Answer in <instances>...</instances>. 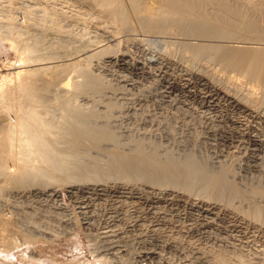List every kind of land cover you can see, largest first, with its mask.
I'll list each match as a JSON object with an SVG mask.
<instances>
[{
    "label": "rangeland",
    "instance_id": "obj_1",
    "mask_svg": "<svg viewBox=\"0 0 264 264\" xmlns=\"http://www.w3.org/2000/svg\"><path fill=\"white\" fill-rule=\"evenodd\" d=\"M111 1H114V4L106 7L95 0H0V94L4 93V97L0 95V123H2L0 131L4 124L14 121L16 117L17 110L14 103L22 96L17 88L19 80L17 71L25 66L49 65L37 71L36 83L43 85L50 80L49 91L45 92L44 96L48 99V104L53 105L54 110L50 106L51 115L47 118L55 123L64 122L58 137L56 128L52 129V134L49 136L52 148L62 157L60 168L56 169L49 163L35 160L31 164L38 166L39 170H31V174L17 181L8 182L0 176V220L7 221L5 226L0 221V264H264V192L260 193L255 189L258 185L256 176L259 175H255L257 173H253L252 170V153L244 141L239 143L234 139L231 141L232 144L220 136H215L216 138L207 136L210 123L211 126L222 125L227 130H234L232 121L245 118L243 121L248 120V124L256 128H254L255 132L258 131V134L264 137V87L252 88L251 83L248 82L251 81L249 78L244 79L236 75L232 69L212 59L214 57L212 48L208 47V44L220 41L235 47L264 48V33L247 32L222 25L223 27L217 26L219 30L223 29V32H219L222 33L219 36L217 32L214 34L207 32L214 27V23L204 22V19L165 13L164 10L150 16H141L136 12L132 1ZM242 1L239 6L246 14L252 17L259 16L248 3L263 7L264 0ZM143 2L156 5L154 0H143ZM202 10L209 18L208 12H212L211 6L206 5ZM262 14L260 16L264 17V12ZM26 45L32 46L29 57L23 49ZM84 47L90 49L86 54ZM120 53L128 55L127 57L132 60L140 61L150 72L137 73L134 70L121 68L120 70L118 66L117 68L110 63L108 64L110 71L105 74L101 66L103 57L105 55L113 57ZM79 57L80 59H76ZM66 60L74 62L75 65L74 67L69 65L68 71L61 74V79V75L58 77V80H61L58 84L57 78L53 81L55 75L52 76L54 71L52 66L57 63H67ZM78 60L81 61V65ZM162 65H166L176 78L185 71H191L194 74L192 80L196 82L200 80L197 76H203L211 84L231 94L240 102L247 105L248 101L255 103V106L250 107L254 108L255 114L260 115L252 118L249 117L250 115H244L237 108L225 106L224 109L221 108L223 110H219L220 114H223L222 123L217 124V120L221 119L217 116L219 112L206 111L208 112L206 114L200 107L198 98L188 97V99L178 90L173 91L172 97L170 95L165 98L158 95L160 77L155 75V72L156 67ZM84 71L95 78L94 85L80 90L78 87L83 81ZM122 74L134 80L133 84L116 79V75ZM66 79L70 84L61 88L60 84ZM194 90L198 92L196 86ZM62 100L70 102L71 106L74 104L73 107L77 106L78 114L90 116L91 121L85 123L80 118H66L64 112L56 108L57 102ZM169 102L172 104L170 105ZM182 118L186 119L183 121ZM162 120L165 122L162 123ZM188 122H191V125ZM97 132L101 134L97 136L98 138L95 137ZM61 138L67 144L59 140ZM103 145L105 148L101 147ZM79 157H82L84 162ZM192 159L194 160L191 161ZM12 160L10 164L14 163ZM188 161L191 163L189 164ZM211 161L214 165H211ZM72 165L76 169L73 167L71 169ZM87 183L90 185L88 186ZM221 186L224 188L221 189ZM95 187L104 188V196L95 201L92 212L81 213L76 207L74 198L80 196L83 190ZM121 189L138 191L141 197L140 203L136 206L123 198L119 204L121 206L115 213L113 202L118 198L113 195ZM157 195L159 198H169L170 204H157V209H160L156 210L158 214H148L146 201L158 197ZM193 202L201 207L205 203L212 204L210 213H203L204 218L201 216L202 220H199L197 217L200 213L191 208ZM109 213L117 217L113 225L116 231L114 235L106 236L102 229L108 222Z\"/></svg>",
    "mask_w": 264,
    "mask_h": 264
},
{
    "label": "bare ground",
    "instance_id": "obj_2",
    "mask_svg": "<svg viewBox=\"0 0 264 264\" xmlns=\"http://www.w3.org/2000/svg\"><path fill=\"white\" fill-rule=\"evenodd\" d=\"M96 2L100 3L102 6H112V4H114L111 0H95ZM133 2L134 4V8L136 10V12L140 13L141 16H150L151 14H156L159 13V11L164 10L166 11L165 13H175V14H179L181 16L184 17H194L196 19H204V22L207 23H214L213 26L211 28V30H208L207 32H212L214 33H218L219 36H221V34L219 33L220 31L223 32L221 30H219V27L217 26H227L229 28H234V29H240V30H244V31H250V32H254V33H264V17L260 16L263 15L262 12H264V6L263 7H259V5L257 4H251L250 2L248 3L249 7L255 11V13H258L259 16H249L248 14H246V12L243 10V8H241V6H239V3L242 0H154V4L152 3H147V2H143V0H130ZM129 1V3H130ZM149 1V0H148ZM8 2V1H7ZM82 2V1H81ZM153 2V1H152ZM243 2V1H242ZM24 3V2H23ZM29 3V2H28ZM26 4V3H25ZM30 4V3H29ZM33 4V3H32ZM37 4V3H36ZM48 4V3H47ZM88 4V3H87ZM71 5V4H70ZM206 5H210L212 12H208L209 13V18L207 17L206 13L202 10V8H204V6ZM17 6V5H15ZM8 7V6H7ZM27 7V6H26ZM65 7V6H64ZM90 7V6H89ZM100 7V6H99ZM116 7V6H115ZM128 7V6H127ZM4 8V7H3ZM29 8V7H28ZM51 8V7H50ZM62 8V7H61ZM82 8V6H81ZM84 8V7H83ZM133 8V11H134ZM80 9V8H79ZM99 9V8H98ZM3 10V9H1ZM60 10V9H59ZM117 10V9H116ZM128 10V9H127ZM46 11V10H45ZM51 11V10H50ZM80 11V10H79ZM4 13V12H3ZM21 13V12H20ZM43 13V12H41ZM79 13V12H78ZM123 13V10H122ZM135 13V12H133ZM46 14V13H45ZM84 14V13H83ZM114 14V13H113ZM139 14V15H140ZM164 14V13H163ZM23 15V14H22ZM33 15V14H32ZM67 15V14H66ZM95 15V14H94ZM168 16V14H166ZM171 15V14H170ZM25 16V15H24ZM49 16V15H48ZM79 16V15H78ZM108 16V15H107ZM132 16V15H131ZM159 16V15H157ZM165 16V15H164ZM4 17V16H3ZM13 17V16H12ZM15 17V16H14ZM121 16H119L120 18ZM139 17V16H138ZM154 17V16H153ZM166 17V16H165ZM177 17V16H176ZM58 18V17H57ZM94 18V17H93ZM102 18V17H101ZM115 18V16L113 17ZM147 18V17H146ZM3 19V18H2ZM48 20V18H46ZM55 19V18H54ZM71 19V18H70ZM75 19V18H74ZM164 19V18H163ZM207 19V20H205ZM14 20V19H13ZM120 20V19H118ZM147 20V19H146ZM210 20V21H208ZM50 21V20H49ZM58 21V20H57ZM60 21V20H59ZM148 21V20H147ZM25 22V21H24ZM23 22V23H24ZM53 22V21H52ZM77 22V21H76ZM150 22V21H149ZM33 23V22H32ZM81 23V22H80ZM83 23V22H82ZM85 23V22H84ZM104 23V22H103ZM145 23V22H144ZM147 23V22H146ZM145 23V24H146ZM13 24V23H12ZM50 24V22H49ZM54 24V22H53ZM131 24V23H130ZM30 25V24H29ZM127 25V24H126ZM149 25V24H148ZM147 25V26H148ZM223 25V26H222ZM60 26V25H59ZM58 26V27H59ZM72 26V25H71ZM125 26V25H124ZM146 26V27H147ZM69 27V26H67ZM126 27V26H125ZM129 27V26H128ZM152 27V26H151ZM157 27V26H156ZM77 28V27H76ZM216 28V29H215ZM56 29V28H55ZM58 29V28H57ZM75 29V28H73ZM111 29V28H110ZM126 29V28H125ZM150 29V28H149ZM54 30V29H53ZM96 30V29H95ZM153 30V28H152ZM32 31V30H31ZM87 31V30H86ZM64 32V31H63ZM84 32V31H83ZM249 32V33H250ZM18 33V32H17ZM81 33V32H80ZM92 33V32H91ZM4 34V33H3ZM16 34V33H14ZM41 34V33H40ZM84 34V33H83ZM82 34V35H83ZM73 35V34H72ZM142 35V34H141ZM212 35V34H210ZM216 35V34H215ZM14 36V35H13ZM48 36V35H47ZM69 36V35H67ZM114 36V35H113ZM58 37V36H57ZM107 37V36H106ZM105 37V38H106ZM130 37V36H129ZM164 37V36H163ZM212 37V36H211ZM216 37V36H215ZM45 38V37H44ZM83 38V37H82ZM112 38V37H111ZM110 38V39H111ZM126 38V37H125ZM155 38V37H154ZM173 38V37H172ZM187 38V37H186ZM37 39V38H36ZM74 39V38H73ZM182 39V38H181ZM218 40V39H217ZM67 41V40H66ZM71 41V40H70ZM77 41V40H76ZM140 41V40H139ZM223 41V40H222ZM38 42V41H37ZM40 42V41H39ZM92 42V41H91ZM137 43V42H136ZM27 44V43H26ZM36 44V43H35ZM98 44V43H97ZM116 44V43H115ZM71 46V45H69ZM92 46V45H91ZM261 46V45H260ZM12 47V46H11ZM22 47V46H21ZM48 47V46H47ZM144 47V46H143ZM208 47H211L212 49V54H213V58L215 59L218 63L223 64L226 68L232 69L236 75H240L242 76V78H249L251 81L248 80L249 84L251 83L250 86H252V88L255 89H262L264 87V48L263 47H235V46H231L228 45L226 43H220V41H217V43H211L208 44ZM67 48V47H66ZM81 48V47H80ZM85 48V47H84ZM83 48V49H84ZM92 48V47H91ZM95 48V47H94ZM93 48V49H94ZM137 48V47H136ZM199 48V47H198ZM24 52L26 54L27 57H29L32 53V46H24L23 47ZM92 49V50H93ZM142 49V48H141ZM147 49V48H146ZM192 49V48H191ZM190 49V50H191ZM90 49H86L85 48V54L86 52H88ZM37 51V49H36ZM61 51V50H60ZM68 51V50H67ZM84 51V50H83ZM95 51V50H94ZM79 52V51H77ZM125 52V51H124ZM49 53V52H48ZM69 53V52H68ZM126 53V52H125ZM181 53V52H180ZM128 54V53H127ZM71 55V54H70ZM195 55V54H194ZM198 55V54H197ZM210 55V54H209ZM84 56V55H83ZM82 56V57H83ZM94 56V55H93ZM96 56V55H95ZM128 55L120 53L119 55L117 54V56H109V55H105L102 59V65L103 66V72L105 74H107L110 69L108 68V64L112 63L114 65H116V67L118 66L119 69H129L130 70H134L137 73L141 72H150L149 69H146V66L141 63L140 61H135L132 60L130 57H127ZM85 57V56H84ZM89 57V56H88ZM209 57V56H208ZM35 58V57H34ZM154 58V57H153ZM73 59V58H72ZM76 59H80L76 58ZM97 59V58H96ZM101 59V58H100ZM83 60V59H82ZM87 60V59H86ZM195 60V59H194ZM207 60V59H206ZM31 61V60H30ZM63 61V60H62ZM67 61V60H66ZM90 61V60H89ZM209 61V60H208ZM23 62V61H22ZM54 62V61H53ZM77 62H80L81 65V61L78 60ZM83 62V61H82ZM96 62V61H95ZM151 62V61H150ZM47 63V62H46ZM84 63V62H83ZM88 63V62H87ZM94 63V62H93ZM171 63V62H170ZM208 63V62H207ZM41 64V63H40ZM44 64V63H43ZM48 64V63H47ZM72 66L74 62H68L67 63H57V65H53V74L52 76L55 75L53 81L55 80V78H57V83L59 84L61 82V80H58V77L63 74H65V71H68V67ZM78 65V64H77ZM98 65V63L96 64ZM149 65V63H148ZM94 66V65H93ZM112 66V65H111ZM23 67V66H22ZM45 67H49L46 65H40V66H36V67H27L25 66L24 68H20L17 71V75L18 77V82H17V88L18 90L21 92L22 96L21 98H19L15 103L14 106L16 108V117L14 119V121H10L8 122L6 125L4 124V126L2 127V130L0 131V176L4 177L5 180H7L8 182H14L19 180L20 178L31 174V170H39L38 166H34L31 164L32 161L35 160H41L43 162L49 163L50 166H52L53 168H60V164H61V160L62 157L61 155L58 154V152H56L55 149L52 148L51 146V141L49 140V136L52 134V129L56 128L57 129V137L59 136V131L62 130L63 124H60L59 122L55 123L52 120L50 121L47 116L51 115L50 112V106L47 102V98H45L46 96H44V93L47 91H49V85H50V80H47V82H45L43 85H38L36 83V76L38 75V70L45 68ZM83 67V65H82ZM81 67V68H82ZM88 67V66H86ZM110 67V66H109ZM117 67V68H118ZM210 67V66H209ZM220 67V66H219ZM80 68V67H79ZM149 68V67H148ZM70 69V68H69ZM96 69V68H95ZM120 69V70H121ZM188 69V68H187ZM98 70V69H97ZM172 70V69H171ZM170 70V71H171ZM16 71V70H15ZM42 71V70H41ZM70 71V70H69ZM78 71V70H77ZM74 72V71H73ZM124 72V71H123ZM155 72V71H154ZM153 72V73H154ZM182 72V71H181ZM57 73V75H56ZM96 73V72H95ZM116 73V72H115ZM121 73V72H120ZM140 73V74H141ZM42 74V72H41ZM71 74V73H70ZM69 74V75H70ZM119 74V73H118ZM151 74V73H149ZM43 75V74H42ZM50 75V74H49ZM73 75V74H72ZM83 75V81H81V85H79L78 89L80 88V90H83L87 87L93 86L94 83V77H92L91 75H89L87 73V71H84L82 73ZM96 75V74H95ZM110 75V74H109ZM112 75V74H111ZM136 75V74H135ZM143 75V74H141ZM155 75H158L160 77V83L158 86V95L162 96V97H169L173 91L178 90L180 92H182V94L185 95V97H189V98H198L199 102H200V107L203 108L204 112L206 113V111L208 112H214L217 113L219 112V110L221 108H225V106L228 107H234L237 108L238 110H241L243 112L244 115H250L249 117L252 118H256L257 114L254 113V108L250 107V106H255V103H249V101L247 102V104L240 102V100H238L237 98H235L234 96H232L229 93H226L225 91L223 92L222 90H220L217 86L211 84L206 78H204L203 76H197L200 80L199 81H193V77L194 74L191 73V71H185L183 72L178 78H176L174 76L173 73L169 72L168 67L165 65L162 66H157L156 67V72ZM217 75V74H216ZM51 76V77H52ZM57 76V77H56ZM64 76V75H63ZM115 76V75H114ZM131 76V75H130ZM211 76V75H210ZM45 77V76H44ZM62 75L60 76L61 79ZM72 77V76H71ZM76 77V75H74V78ZM101 77V76H100ZM106 77V76H105ZM109 77V76H108ZM117 77V78H116ZM116 79H118L119 81L125 82V83H129L130 85L133 84L134 80L132 79H128L125 77V75H116ZM216 77V76H215ZM148 78V77H147ZM155 78V77H154ZM217 78V77H216ZM222 78V77H221ZM50 79V78H47ZM63 79V78H62ZM106 79V78H105ZM104 79V80H105ZM113 79V77H112ZM111 79V80H112ZM71 80V79H70ZM210 80V79H209ZM222 80V79H221ZM238 80V79H237ZM42 81V80H41ZM40 81V82H41ZM44 81V80H43ZM102 81V80H101ZM108 81V80H106ZM117 81V80H116ZM115 81V82H116ZM157 82V81H156ZM121 83V82H120ZM136 83V81H135ZM241 83V82H240ZM42 84V83H41ZM53 84V83H52ZM67 84H70L68 79H66L63 83L60 84L61 88L66 86ZM115 84V83H113ZM124 84V83H123ZM139 84V83H138ZM147 85V84H146ZM225 85V84H224ZM139 86V85H137ZM196 86V89L198 92H196L194 90ZM52 87V86H51ZM50 87V89H51ZM98 87V86H97ZM134 87V86H133ZM229 87V86H228ZM245 87V86H244ZM247 87V86H246ZM73 88V87H72ZM54 89V88H52ZM60 89V88H59ZM66 89V88H65ZM64 89V90H65ZM105 89V88H104ZM228 89V88H227ZM246 90V89H245ZM244 90V91H245ZM253 90V89H252ZM17 91V90H16ZM55 91V89H54ZM93 91V90H92ZM51 92V91H50ZM98 92V91H97ZM110 92V91H109ZM232 92V91H231ZM264 92V90H263ZM53 93V92H52ZM134 93V92H133ZM58 94V92L56 93ZM88 94V93H87ZM91 94V93H90ZM115 94V93H114ZM112 94V95H114ZM120 94V93H119ZM138 94V93H137ZM180 94V93H179ZM246 94V93H245ZM262 94V93H261ZM2 97H4V93L0 94ZM47 95V94H46ZM50 95V94H49ZM53 95V94H52ZM109 95V94H108ZM117 95V94H116ZM153 95V94H152ZM61 96V95H60ZM73 96V94L71 95ZM90 96V95H89ZM135 96V95H134ZM173 95H171L172 97ZM17 97V96H16ZM52 97V96H51ZM69 97V96H68ZM94 97V96H93ZM57 98H59L57 96ZM61 98V97H60ZM96 98V97H94ZM108 98V97H107ZM140 98V97H139ZM183 98V97H182ZM181 98V99H182ZM188 98V99H189ZM74 99V98H73ZM105 99V98H104ZM111 100V98H109ZM108 99V100H109ZM143 99V98H141ZM145 99V98H144ZM158 99V97H157ZM161 99V98H160ZM176 99V98H175ZM246 99V98H245ZM260 99V98H258ZM54 100V99H52ZM69 100V99H68ZM83 100V99H82ZM114 100V99H113ZM154 100V99H153ZM170 100V99H168ZM178 100V99H177ZM70 101V100H69ZM94 101V100H93ZM92 101V102H93ZM117 101V99H116ZM148 101V100H147ZM162 101V100H161ZM167 101V99H166ZM173 101V100H172ZM189 101V100H187ZM257 101V100H256ZM87 102V101H86ZM118 102V101H117ZM177 102V101H176ZM181 102V101H180ZM192 102V101H191ZM259 102V101H258ZM70 102L66 101V100H62L57 102V109H61L64 112V115L66 116V118H80L83 122L88 123V121H91L90 116H85L82 114H78V112L76 111V109L78 108L77 106L73 105H69ZM74 103V102H73ZM78 103V102H77ZM106 103V102H105ZM139 103V102H138ZM144 103V102H143ZM152 103V102H151ZM157 103V102H156ZM161 103V102H160ZM164 103V102H163ZM168 103V101H167ZM183 103V102H182ZM102 104V103H101ZM109 104V103H108ZM153 104V103H152ZM169 104L171 105L172 103L169 102ZM194 104V103H193ZM78 105V104H77ZM94 105V104H93ZM144 105V104H143ZM165 105V104H164ZM177 105V104H175ZM181 105V104H180ZM196 105V104H195ZM261 105V104H260ZM82 106V105H81ZM95 106V105H94ZM129 106V105H128ZM174 106V105H173ZM187 106V105H186ZM185 106V107H186ZM4 107V106H3ZM53 107V105L51 106V108ZM104 107V106H103ZM151 107V106H150ZM158 107V106H157ZM184 107V106H183ZM188 107V106H187ZM186 107V108H187ZM196 107V106H195ZM227 107V109H228ZM145 108V107H144ZM161 108V107H160ZM182 108V107H181ZM185 108V109H186ZM223 108V109H224ZM54 110V107L52 108ZM55 109V110H57ZM85 109V108H84ZM95 109V108H94ZM134 109V108H133ZM154 109V108H153ZM180 109V108H179ZM221 109V110H223ZM230 109V108H229ZM11 110V109H10ZM9 110V111H10ZM156 110H158L156 108ZM171 110V109H170ZM178 110V109H177ZM237 110V111H238ZM114 111V110H113ZM175 111V110H174ZM173 111V112H174ZM228 111V110H227ZM240 111V112H241ZM97 112V111H96ZM116 112V111H115ZM124 112V111H123ZM129 112V111H128ZM156 112V111H155ZM166 112V111H165ZM185 112V110H184ZM207 112V113H208ZM234 112V111H233ZM232 112V113H233ZM12 113V112H11ZM98 113V112H97ZM119 113V112H118ZM134 113V112H133ZM143 113V112H142ZM150 113V112H149ZM148 113V114H149ZM178 113V112H177ZM203 113V112H202ZM204 113V114H205ZM206 113V114H207ZM210 113V114H211ZM221 112H219V114H217V116H220L221 119L217 120V124H221L222 122V116L223 114H220ZM57 114V113H56ZM55 114V116H56ZM99 114V113H98ZM97 114V115H98ZM124 114V113H123ZM127 114V113H126ZM125 114V115H126ZM163 114V113H162ZM170 114V113H169ZM175 114V113H174ZM182 114H184L182 112ZM190 114V113H189ZM188 114V115H189ZM193 114V113H192ZM196 114V113H195ZM235 114V113H234ZM242 114V117H243ZM63 115V116H64ZM96 115V114H95ZM113 115V114H112ZM186 115V114H185ZM199 115V114H198ZM209 115V114H208ZM238 115V114H236ZM240 115V114H239ZM238 115V116H239ZM4 116V115H3ZM110 116V115H109ZM135 116V115H134ZM171 116V114H170ZM174 116V115H173ZM200 116V115H199ZM225 116V115H224ZM229 116V115H228ZM231 116V115H230ZM92 117V116H91ZM133 117V116H132ZM151 117V116H150ZM154 117V116H153ZM194 117V116H193ZM198 117V116H197ZM219 117V118H220ZM234 117V116H233ZM236 117V116H235ZM248 117V116H247ZM246 117V118H247ZM58 118V116H57ZM139 118V117H138ZM144 118V117H143ZM161 118V117H159ZM200 118V117H199ZM130 119V118H129ZM132 119V118H131ZM150 119V118H149ZM152 119V118H151ZM183 121L186 119L182 118ZM188 119V117H187ZM245 118H243L244 120ZM261 119V118H259ZM60 120V118H59ZM62 120V119H61ZM93 120V118H92ZM113 120V119H112ZM172 120V119H171ZM174 120V119H173ZM190 120V119H188ZM234 120V119H233ZM243 120H239V121H232V124L234 125V130H227V128L222 127V125H219L221 127H219L216 124H213L211 126L208 127L207 130V136L214 138L215 136H220L222 138H224L225 141L227 142H231L235 139V141L237 142H242L244 141L246 143V145L249 147L251 153H252V170L253 173H257L255 175H259L256 176V183L258 184L255 189L257 190V192L263 193L264 192V187H262V185H264V137L262 135L258 134V131L255 132V127H252L254 125H250L248 124V120L243 121ZM55 121V120H54ZM71 121V120H70ZM100 121V120H99ZM103 121V120H102ZM105 121V120H104ZM120 121V120H119ZM122 121V120H121ZM142 121V120H141ZM160 121V120H159ZM163 121V120H162ZM168 121V120H167ZM207 121V120H206ZM264 121V119H263ZM80 122V123H83ZM108 122V121H107ZM113 122V121H112ZM144 122V121H143ZM165 121H163L162 123H164ZM170 122V121H169ZM173 122V121H172ZM187 122V121H186ZM212 122V121H210ZM216 122V121H215ZM214 122V123H215ZM224 122V121H223ZM227 122V121H226ZM229 122V121H228ZM258 122V121H257ZM78 123V122H77ZM123 123V122H122ZM156 123V122H155ZM154 123V124H155ZM161 123V124H162ZM189 123V122H188ZM191 123V122H190ZM189 123V124H190ZM197 123V122H196ZM205 123V122H204ZM213 123V122H212ZM251 123V122H250ZM2 124V123H0ZM71 124V123H70ZM92 124V123H91ZM96 124V123H95ZM113 124V123H112ZM130 124V123H129ZM148 124V123H147ZM167 124V123H166ZM165 124V125H166ZM175 124V123H174ZM180 125V123H178ZM184 124V123H183ZM256 124V123H255ZM263 124V123H262ZM79 125V124H78ZM83 125V124H81ZM79 125V126H81ZM111 125V124H110ZM117 125H119L117 123ZM116 125V126H117ZM182 125V124H181ZM191 125V124H190ZM189 125V127H190ZM230 125V124H229ZM232 125V126H233ZM258 125V124H257ZM264 125V124H263ZM2 126V125H1ZM109 126V125H106ZM114 126V125H112ZM144 126V124H143ZM256 126V125H255ZM260 126V125H259ZM86 127V126H85ZM177 127V126H176ZM187 127V126H186ZM262 127V126H261ZM1 128V127H0ZM90 128V127H89ZM102 128V127H100ZM112 128V127H111ZM129 128V127H128ZM183 128V125H182ZM255 128V129H254ZM260 128V127H259ZM257 128V129H259ZM123 129V128H121ZM145 129V128H144ZM164 129V128H163ZM140 130V129H139ZM168 130V129H167ZM166 130V131H167ZM191 130V128H190ZM80 131V130H79ZM92 131V130H91ZM90 131V132H91ZM94 131V130H93ZM180 131V129L178 130ZM185 131V130H184ZM183 131V132H184ZM188 131V130H187ZM186 131V132H187ZM205 131V130H204ZM72 132V131H71ZM83 132V131H82ZM81 132V133H82ZM88 132V131H87ZM86 132V134H87ZM120 132V131H119ZM133 132V130L131 131ZM142 132V131H141ZM164 132V131H163ZM73 133V132H72ZM93 133V132H92ZM144 133V132H143ZM181 133V132H180ZM263 133V132H262ZM89 134V133H88ZM146 134V133H145ZM82 135V134H81ZM101 135L99 132H97L95 134V137ZM127 135V134H126ZM140 135V134H139ZM186 135V134H185ZM188 135V134H187ZM113 136V135H112ZM111 136V138H112ZM133 136V135H132ZM147 136V135H146ZM167 136V135H166ZM169 136V135H168ZM182 136V135H181ZM219 137V138H220ZM56 138V137H55ZM98 138V137H97ZM110 138V137H108ZM110 138V139H111ZM127 138V137H126ZM139 138V137H138ZM183 138V137H182ZM216 138V137H215ZM58 139V138H56ZM64 139V138H63ZM110 139L108 142H110ZM142 139V138H140ZM195 139V138H194ZM210 139V138H209ZM55 140V139H54ZM59 140H62L59 139ZM78 140V138H77ZM112 140V139H111ZM122 140V139H121ZM147 140V139H146ZM167 140V139H166ZM211 140V139H210ZM214 140V139H213ZM208 141V140H207ZM212 141V140H211ZM218 141V140H216ZM222 141V140H221ZM58 142V141H57ZM63 142V140H62ZM61 142V144H63ZM107 142V143H108ZM140 142V141H139ZM176 142V141H175ZM219 142V141H218ZM217 142V143H218ZM66 143V142H65ZM107 143L105 146H107ZM123 143V142H122ZM121 143V144H122ZM125 143V142H124ZM123 143V144H124ZM194 143V142H193ZM212 143V142H211ZM226 143V142H225ZM232 143V142H231ZM60 144V143H59ZM67 144V143H66ZM101 144V143H100ZM119 144V143H118ZM135 144V143H133ZM137 144V143H136ZM156 144V142H155ZM210 144V143H209ZM233 144V143H232ZM96 145V144H95ZM99 145V144H98ZM116 145V144H114ZM120 145V144H119ZM141 145V144H140ZM187 146V143L185 144ZM212 145V144H211ZM216 145V144H215ZM97 146V145H96ZM123 146V145H122ZM130 146V145H129ZM142 146V145H141ZM221 146V145H220ZM219 146V147H220ZM243 146V145H242ZM101 147H104L101 146ZM109 147V145H108ZM115 147V146H114ZM143 147V146H142ZM149 147V146H148ZM178 147V146H177ZM182 147V146H181ZM189 147V146H188ZM196 147V146H195ZM223 147V146H221ZM235 147V146H234ZM247 147V148H248ZM105 148V147H104ZM174 148V147H173ZM193 148V147H192ZM225 148V147H224ZM125 149V148H124ZM127 149V148H126ZM131 149V147H130ZM128 149V150H130ZM156 149V148H155ZM188 149V148H187ZM229 149V148H228ZM240 149V148H239ZM242 149V148H241ZM244 149V148H243ZM242 149V150H243ZM88 150V149H87ZM146 150L148 151V149L146 148ZM193 150V149H192ZM209 150V149H208ZM230 150V149H229ZM241 150V151H242ZM144 151V150H142ZM183 151V150H182ZM213 151V150H212ZM226 151V150H225ZM95 152V151H94ZM217 152V151H216ZM221 152V150H220ZM249 152V151H248ZM183 153V152H182ZM185 153V152H184ZM191 153V152H190ZM196 153V152H195ZM16 154V155H15ZM101 154V153H100ZM198 154V153H196ZM195 154V155H196ZM209 154V153H208ZM220 154V153H219ZM222 154V152H221ZM224 154V153H223ZM228 154V153H227ZM247 155H249L248 153H246ZM69 155V153H68ZM71 155V154H70ZM103 155V154H102ZM120 155V154H119ZM151 155V154H150ZM153 155V154H152ZM151 155V156H152ZM204 155V154H203ZM216 155V154H215ZM88 156V155H87ZM105 156V155H104ZM168 156V155H167ZM182 156V155H181ZM180 156V157H181ZM184 156V155H183ZM189 156V155H188ZM210 156V155H209ZM226 156V155H225ZM71 157V156H70ZM85 159V156H83ZM166 157V155H165ZM169 157V156H168ZM201 157V156H199ZM198 157V158H199ZM204 157V156H203ZM219 157V156H218ZM77 158V156H76ZM80 158V157H79ZM82 158V157H81ZM80 158V159H81ZM108 158V157H107ZM182 158V157H181ZM185 158V157H184ZM197 158V157H196ZM211 158V156H210ZM13 159V160H12ZM88 159V158H87ZM109 159V158H108ZM136 159V158H135ZM162 159V158H161ZM165 159V158H163ZM172 159V158H171ZM195 159V158H194ZM194 159H192L191 161H193ZM13 161L14 163L10 164V161ZM82 160V159H81ZM89 160V159H88ZM112 160V159H111ZM121 160V159H120ZM201 160V158L199 159ZM212 160V159H211ZM222 160V159H221ZM66 161V160H65ZM77 161V160H76ZM83 161V160H82ZM208 161V160H207ZM214 161V159L212 160ZM211 161V165H214L213 162ZM64 162V160H63ZM62 162V163H63ZM67 162V161H66ZM84 162V161H83ZM136 162V161H135ZM180 162V161H179ZM182 162V161H181ZM187 162V161H185ZM189 162V161H188ZM82 163V162H81ZM86 163V159L85 162ZM89 163V161H88ZM191 162H189L190 164ZM194 163V162H192ZM230 163V162H229ZM68 164V163H67ZM93 164V163H92ZM126 164V163H125ZM170 164V163H169ZM195 164V163H194ZM197 164V163H196ZM250 164V163H249ZM70 165V164H69ZM74 165V164H73ZM73 165L71 166V169L73 167ZM138 165V164H137ZM172 165V164H171ZM77 166V164H76ZM189 166V165H188ZM224 166V165H223ZM147 167V166H146ZM197 167V165L195 166ZM199 167V166H198ZM210 167V166H209ZM74 169H76L75 167H73ZM118 168V166L116 167ZM136 168V167H135ZM214 168V167H213ZM218 168V166H217ZM79 169V168H78ZM81 169V168H80ZM79 169V170H80ZM137 169V168H136ZM210 169V168H209ZM78 170V171H79ZM140 170V167H139ZM150 170V169H149ZM198 170V169H197ZM45 171V170H43ZM60 171V170H59ZM70 171V170H69ZM148 171V170H147ZM138 172V170H137ZM136 172V173H137ZM151 172V171H150ZM46 173V172H45ZM126 173V172H125ZM180 173V172H179ZM47 175H49V173H46ZM60 174V173H59ZM151 174V173H150ZM185 174V173H184ZM189 174V173H188ZM41 175V174H40ZM45 175V174H44ZM46 175V176H47ZM136 175V174H135ZM240 175V174H239ZM51 176V175H50ZM49 176V177H50ZM170 176V175H168ZM172 176V175H171ZM188 176V175H187ZM192 176V175H191ZM208 176V174H207ZM231 176V175H230ZM48 177V176H47ZM69 177V175H68ZM77 177V176H76ZM196 177V176H195ZM245 177V176H242ZM163 178V177H162ZM171 178V177H170ZM173 178V177H172ZM260 178H263L262 180ZM73 179V178H72ZM78 179V178H77ZM251 179V178H250ZM196 180V179H195ZM240 180V179H239ZM244 180V179H243ZM193 181V180H192ZM245 181V180H244ZM198 182V181H197ZM100 183V182H99ZM183 183V182H182ZM192 183V182H191ZM250 183V182H249ZM88 184V183H87ZM251 184V183H250ZM90 184H88L89 186ZM97 186V185H96ZM126 186V185H125ZM134 186V185H133ZM178 186V185H176ZM78 187V186H77ZM101 187V186H98ZM88 188L82 191L81 195L74 198L75 199V204L77 209H79V211L81 213H88L93 211V206L95 204V201H97V199L102 198V196H104V188ZM190 187V186H189ZM70 188V187H69ZM122 188V187H121ZM136 188V187H134ZM151 188V187H150ZM182 188V187H181ZM203 188V187H202ZM221 189L224 187H220ZM37 189V188H36ZM79 189V188H78ZM152 189V188H151ZM161 189V188H160ZM169 189V188H168ZM253 189V188H252ZM68 190V189H67ZM114 190V189H113ZM183 190V189H182ZM112 191V190H111ZM169 191V190H168ZM192 191V190H191ZM201 191V189H200ZM250 191V190H249ZM73 192V191H72ZM71 192V193H72ZM236 192V191H235ZM70 193V192H69ZM68 193V194H69ZM77 193V192H76ZM117 193V194H116ZM116 193H114V197L118 198L117 200H115L113 203V212L115 209V213H117V208L120 207L121 205H119L121 203V201L123 200V198L127 199L129 203L138 206L137 204L140 203V195L139 192H134V191H129V190H122L121 191H116ZM162 193V192H161ZM185 193V192H184ZM196 193V191H195ZM193 193V194H195ZM214 193V192H213ZM230 193V191H229ZM244 193V192H243ZM46 194V193H45ZM78 194V193H77ZM156 194V193H155ZM163 194V193H162ZM176 194V193H175ZM228 194V193H227ZM238 194V193H237ZM18 195V194H17ZM76 195V194H75ZM181 195V194H180ZM211 195V194H210ZM217 195V194H216ZM155 196V195H154ZM158 196V195H157ZM183 196V195H182ZM200 196V195H199ZM256 196V195H255ZM56 197V196H55ZM54 197V198H55ZM75 197V196H74ZM170 197V196H169ZM178 197V196H177ZM213 197V196H212ZM229 197V196H228ZM120 198V199H119ZM174 198V197H173ZM185 198V197H184ZM188 198V197H187ZM192 198V197H191ZM231 198V197H230ZM229 198V199H230ZM26 199V198H25ZM43 199V198H42ZM169 199V198H168ZM167 197L166 198H159L155 197L153 199H148L146 201V205H148V209H147V213L148 214H155L156 210H158V205L159 204H170V199L168 200ZM177 199V198H176ZM194 199V198H193ZM251 199V197H250ZM173 200V199H172ZM181 200V199H180ZM262 200V199H261ZM182 201V200H181ZM194 201V200H193ZM197 201V200H196ZM227 201V200H226ZM126 202V201H125ZM189 202V201H188ZM204 202V201H203ZM214 202V201H212ZM228 202V201H227ZM242 202V201H241ZM99 203V202H98ZM118 203V204H117ZM181 203V202H179ZM201 203V202H200ZM233 203V202H232ZM259 203V202H258ZM144 204V203H143ZM158 204V205H157ZM183 204V203H182ZM189 204V203H188ZM249 204V203H248ZM257 204V203H256ZM125 205V204H124ZM212 204L210 203H205L203 204V207L201 206H197L196 204H194V202L191 204V208L192 210L195 209L196 211H198L200 213L199 217H197L199 220H202L203 213L204 214H208L210 213V206ZM235 205V204H233ZM263 205V204H262ZM123 206V205H122ZM141 206V205H139ZM161 206V205H160ZM159 206V207H160ZM241 206V205H240ZM174 207V206H173ZM179 207V206H178ZM236 207V206H235ZM258 207V205H257ZM162 208V207H161ZM166 208V207H165ZM233 208V207H231ZM51 209V208H50ZM146 209V208H144ZM217 209V208H216ZM219 209V208H218ZM225 209V208H224ZM258 209V208H256ZM62 210V209H61ZM127 210V209H125ZM136 210V209H135ZM160 210V209H159ZM158 210V211H159ZM223 210V209H222ZM241 210V209H240ZM78 211V210H77ZM112 211V210H111ZM138 211V210H137ZM163 211V210H162ZM226 211V210H225ZM6 212V211H5ZM96 212V211H95ZM134 212V211H133ZM246 212V211H245ZM244 212V213H245ZM256 212V211H255ZM162 213V212H161ZM223 213V212H222ZM232 213V212H231ZM240 213V212H239ZM247 213V212H246ZM260 213V212H259ZM111 214H114L111 212ZM158 213H156L157 215ZM195 214V213H194ZM79 215V214H78ZM142 215V214H141ZM189 214H187L188 216ZM211 215V214H210ZM209 215V216H210ZM257 215V213H256ZM260 215V214H259ZM92 216V214L90 215V217ZM166 216V215H165ZM184 216V215H183ZM194 216V215H193ZM197 216V215H196ZM205 216V215H204ZM203 216V218H204ZM207 216V215H206ZM212 216V215H211ZM210 216V217H211ZM229 216V215H227ZM237 215H234V217ZM239 216V215H238ZM264 216V215H263ZM5 217V215H4ZM9 217V216H8ZM87 216V218H90ZM139 217V216H138ZM192 217V216H191ZM208 217V216H207ZM217 217V216H216ZM226 217V216H225ZM250 217V216H249ZM252 217V214H251ZM258 217V216H257ZM116 215H110L108 216V222L105 223L106 226L104 227V229H102V232L104 233V235H114V232L116 230H114L113 225L116 223L117 219H116ZM137 218V217H136ZM150 218V217H149ZM155 218V217H154ZM158 218V217H157ZM160 218V217H159ZM176 218V217H175ZM179 218V217H178ZM213 218V217H211ZM210 218V219H211ZM230 218V217H229ZM162 219V218H161ZM197 219V220H198ZM239 219V218H238ZM138 220V219H136ZM166 220V219H165ZM169 220V219H168ZM196 220V221H197ZM209 220V219H208ZM242 220V219H241ZM253 220V219H252ZM264 220V219H263ZM1 224L2 225H6L7 221L5 219H1ZM23 221V220H22ZM86 221V220H85ZM123 221V220H122ZM170 221V220H169ZM195 221V222H196ZM204 221V220H203ZM223 221V220H222ZM250 221V220H249ZM258 221V219H257ZM11 222V221H10ZM188 222V221H187ZM186 222V223H187ZM217 222V221H216ZM230 222V221H229ZM167 222H165L166 224ZM193 223V222H192ZM232 223V222H231ZM238 223V222H237ZM257 223V222H256ZM89 224V223H88ZM122 224V223H121ZM127 224V223H126ZM156 224V222H155ZM230 224V223H229ZM235 224V223H234ZM246 224V221H245ZM261 224V223H260ZM263 224V222H262ZM261 224V225H262ZM38 225V224H37ZM83 225V224H82ZM87 225V224H86ZM85 225V226H86ZM180 225V224H179ZM191 225V224H190ZM198 225V224H197ZM196 225V226H197ZM251 225V224H250ZM254 225V224H253ZM187 226V224H186ZM246 226V225H245ZM53 227V226H52ZM160 227V225H159ZM158 227V228H159ZM189 227V226H188ZM23 228V227H22ZM27 228V227H26ZM93 228V227H92ZM91 228V229H92ZM109 228V229H108ZM193 228V227H192ZM197 228V227H196ZM199 228V227H198ZM127 229V228H126ZM167 229V228H166ZM177 229V228H176ZM200 229V228H199ZM227 229V228H226ZM242 229V228H241ZM256 229V228H255ZM8 230V228H7ZM12 230V229H11ZM204 230V229H203ZM249 230V229H248ZM257 230V229H256ZM139 231V230H138ZM212 231V230H211ZM253 231V230H252ZM87 232V231H86ZM194 232V231H193ZM248 232V231H247ZM254 232V231H253ZM260 232V231H259ZM13 233V232H12ZM186 233V232H185ZM202 233V232H201ZM200 233V234H201ZM208 233V232H207ZM10 234V232H9ZM15 234V233H14ZM249 234V233H247ZM255 234V233H254ZM157 235V234H156ZM192 235V234H191ZM244 235V234H243ZM53 236V235H52ZM246 236V235H245ZM250 236V235H249ZM248 236V238H249ZM3 237V236H2ZM112 237V236H111ZM171 237V236H170ZM218 237V236H217ZM239 237V236H238ZM33 238V237H32ZM39 238V237H38ZM199 238V237H198ZM242 238V237H241ZM45 239V238H44ZM101 239V238H100ZM193 239V238H192ZM38 240V239H37ZM41 240V239H40ZM173 240V239H172ZM212 241V240H211ZM228 241V240H227ZM249 241V240H248ZM36 242V241H35ZM182 242V241H181ZM224 242V241H223ZM26 243V242H25ZM32 243V242H31ZM225 243V242H224ZM237 243V242H236ZM160 244V243H159ZM234 244V243H233ZM2 245V244H1ZM115 245V244H114ZM174 245V244H173ZM192 245V244H191ZM211 245V244H210ZM19 246V245H18ZM253 246V245H252ZM257 246V245H256ZM5 247V246H4ZM7 247V246H6ZM144 247V246H143ZM192 247V246H191ZM227 247V246H226ZM180 248V247H179ZM258 248V247H257ZM14 249V248H13ZM114 250V249H113ZM251 250V249H250ZM262 250V249H261ZM2 252V251H1ZM9 253V251H8ZM259 255V254H258ZM178 257V256H177ZM160 259V258H159ZM180 259V258H179ZM255 259V258H254ZM257 260V259H256ZM201 261V260H200Z\"/></svg>",
    "mask_w": 264,
    "mask_h": 264
}]
</instances>
